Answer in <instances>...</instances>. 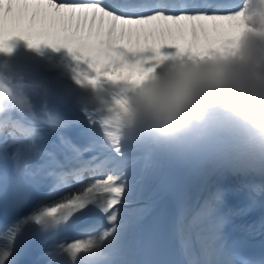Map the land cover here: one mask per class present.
Instances as JSON below:
<instances>
[{
    "label": "snow or ice",
    "instance_id": "obj_1",
    "mask_svg": "<svg viewBox=\"0 0 264 264\" xmlns=\"http://www.w3.org/2000/svg\"><path fill=\"white\" fill-rule=\"evenodd\" d=\"M242 5L243 0H0V52L11 54L20 41L37 52L65 49L75 62V83L99 88L127 66L147 74L169 58L199 62L227 55ZM31 102V113L0 115V264H19L37 240L43 264H173L151 258L159 233L142 223L149 211L143 202L170 163L199 176L201 152L161 143L114 145L93 107L82 112L89 128L99 126L101 134L86 132L89 142L81 147L65 131L77 120L52 116L46 100L39 119ZM132 151L143 153L139 178L130 172ZM251 171L264 176V162ZM247 188V206L227 215L220 212V188L194 213L181 209L175 235L184 259L178 264H234L237 253L224 227L231 215L250 212L258 195L264 196V184ZM247 229L264 230V221ZM239 264L264 260L241 258Z\"/></svg>",
    "mask_w": 264,
    "mask_h": 264
},
{
    "label": "clouds",
    "instance_id": "obj_2",
    "mask_svg": "<svg viewBox=\"0 0 264 264\" xmlns=\"http://www.w3.org/2000/svg\"><path fill=\"white\" fill-rule=\"evenodd\" d=\"M235 44L227 55L161 61L150 73L127 66L94 88L93 110L114 145L161 143L199 150L216 132L218 116L237 121L264 149V0H243ZM3 53V52H0ZM30 96L0 72V115L32 112Z\"/></svg>",
    "mask_w": 264,
    "mask_h": 264
},
{
    "label": "bare ground",
    "instance_id": "obj_3",
    "mask_svg": "<svg viewBox=\"0 0 264 264\" xmlns=\"http://www.w3.org/2000/svg\"><path fill=\"white\" fill-rule=\"evenodd\" d=\"M188 39L190 40L191 37L189 36ZM184 44L185 42L181 41V45L183 46ZM65 56H67L68 59ZM74 66H75V62L68 55L67 52H65V54L64 53L61 54L51 48H44L40 52H37L34 49H29L23 41L17 43L15 50L11 54L0 53V72L4 73L9 77L14 78L18 82L22 80L23 84L24 82H27L25 86L29 84H33L34 85L32 87L33 89L31 91H28L27 94L30 96V98L34 96V98H31L34 102L42 104L44 103V100H48L50 101V103H54V104L60 103V105H58L56 109L58 112L57 117L64 116L68 118L69 112L67 114V111L68 110L74 111L72 109H76L77 107L75 103H80L81 105H86V107H88L87 104H85L84 102H87L88 99L93 100V93L91 92V90L81 88L79 85L75 83L72 73V67ZM31 86L32 85H30V87ZM37 87L40 88V90L36 89ZM55 89L57 91L61 90L62 94H58V96H56ZM63 95H66L69 98H71L70 99L71 101L62 100L63 98L61 99V97H63ZM55 100L56 102H54ZM78 115H80V118L77 121H79L80 123L78 125L76 124L77 127H75V125H72L71 127L65 129V131H67L69 136H71L73 133L74 134L77 133L78 131L81 132L80 130L86 127V126L83 127L84 125H82L81 114L79 113ZM95 130H99V129H95ZM221 132L227 133L228 138H225L222 141H220L218 139V136L217 138L215 136L213 137L212 141L209 144L204 145V150L207 149L208 151L209 149L210 152H212V154L213 152L220 153L224 150L223 156L225 155L224 156L225 159L227 158L226 163L227 164L229 163V165H231L232 168L239 166H246L251 162H253L252 164H255L257 162H264V149L256 148L251 152L249 150H247L246 152L241 150L244 149L241 146L242 144L241 142L243 140L248 139L249 134L248 136H246L245 134L242 136V134L239 131H230L229 128L226 127H222V129H218V131H216L215 134ZM231 137H233V140L230 139ZM235 137L237 138L235 139ZM238 141L241 144H239ZM73 142L78 143L75 141ZM199 151L203 153L202 149ZM88 155L91 154H85V158H88ZM215 157H217V155ZM204 159H205V155H204ZM228 159L230 160V162H227ZM213 160H214V156H213ZM217 161H213V163ZM213 163L212 165H206V166L205 164H203L204 167L202 166V168L200 169L199 176L197 174H195L194 176L193 171L188 167L180 166L178 164L177 165L173 164L175 166H173L171 170L168 169L170 170L168 171L169 173L164 171L167 173L165 179L163 178L162 180V177H164V175H162V177L161 176L159 177L160 179L157 178L158 181L156 182L152 181L151 184L149 185V189L147 193L148 199L145 200L147 201V204L145 206L149 208V211L146 214L142 223L145 225V223L147 222V225L145 226H153L158 229L159 234L154 247L158 245L159 252L157 255H155V257H153V259L171 262V260L170 261L168 260L169 254L167 252V247L171 244H169L168 240L164 237V231H165L164 221L166 219V215L171 209H174L175 213L177 214V212L180 213L182 206L190 210L192 206L196 204V202L202 197V195L200 197V193L203 191L206 184L210 181L212 182L211 179H214L216 177V173L213 170L215 169ZM134 165L136 166V164ZM167 166L171 167V163L170 165H166L165 167ZM132 168H130L131 173L133 174L137 173L136 169L134 170ZM247 170L248 168L244 169V171ZM210 173L213 174L210 175ZM249 174H252L256 178H258V174L253 173L252 171H249ZM201 176L206 177L207 179L202 180L200 178ZM191 181H193L192 184L190 185L191 192L188 193L187 188L189 184L187 185V183H190ZM238 182H239V186L235 190L236 192L232 191L231 194L234 197V199H232L233 201L232 203L235 204L236 207L232 208L230 206L231 199L230 200L228 199V201L223 202V204L221 205L222 206V210H220L221 214L227 215V212L230 211L234 212L235 210L239 211L241 208L247 206L249 202L248 200L249 194H248L247 186L250 185L251 183L246 182L244 185L242 181L239 180ZM208 190L209 192L208 194L206 193L207 194L206 197L209 196L211 187H209ZM185 191L187 194L185 193ZM181 197H185V198L182 199ZM257 201L258 202L256 206L250 212L240 215H231L229 219L230 222H233L235 224L237 229L244 228L243 230H247L253 235L262 236L264 235V230L256 229L249 231L247 229L248 226L254 223L258 224L260 221H264V206H261V202H264V196L258 195ZM174 245L176 246L177 253L172 252V254L174 257L177 258V263H173V264H178V262L182 261L184 257L181 252L180 244L177 237ZM44 258L45 256L43 255V247L41 246L40 241L37 240L34 241L29 246V249L26 251V253L20 257L19 264L42 263ZM240 259L241 257L238 255L233 257L234 264H239Z\"/></svg>",
    "mask_w": 264,
    "mask_h": 264
},
{
    "label": "rangeland",
    "instance_id": "obj_4",
    "mask_svg": "<svg viewBox=\"0 0 264 264\" xmlns=\"http://www.w3.org/2000/svg\"><path fill=\"white\" fill-rule=\"evenodd\" d=\"M65 52H67L65 49H61L60 51H59V53H64L65 54ZM67 55V54H66ZM67 59H68V57L67 56H65ZM64 57V58H65ZM86 67V66H85ZM26 83L27 82H24V90L26 91V92H28V91H31L33 88V84H29V85H27V86H25L26 85ZM30 85H32L31 87H30ZM36 89H38V90H40V88H36ZM56 90V89H55ZM56 92V96H58V94H62L61 93V90H56L55 91ZM58 92H60V93H58ZM31 98H34V96L33 97H31ZM63 98V99H62ZM65 98V99H64ZM61 99L62 100H69V101H71L70 99L71 98H69L68 96H66V95H63V97H61ZM47 101V110H48V112L52 115V116H54V117H57V106L58 105H60V103H56V104H54V103H50V101H48V100H46ZM34 102V101H33ZM54 102H56V100L54 101ZM83 102H84V100H83ZM85 104H87V106L88 107H93L94 105L92 104V100H90V99H88L87 100V102H84ZM34 104H35V111H36V114H37V117L39 118V119H42L43 118V115H42V109H43V106H44V103H37V102H34ZM76 104V109H72V110H74V111H67V114H68V112H69V116H68V118H70L71 117V119L73 118V119H76V117H77V119L76 120H78L79 118H80V115H78L79 113L81 114V117H82V125H84L83 127H85L84 129H82V130H80L81 132H77V133H73L70 137H71V139H73V141H75V142H78V143H76V144H79V142H80V144H79V146H84L85 144H87L88 142H89V137H88V135H86V132H91L93 135H95V136H99L100 134H101V129L99 128V126H96V127H94V128H89V125H88V122H87V120H86V117L84 116V114H83V112H82V108H85L86 107V105H81L80 103H75ZM80 106H79V105ZM77 109H78V111H77ZM72 113V114H71ZM71 114V115H70ZM66 115V114H65ZM72 116H74V117H72ZM64 117V116H63ZM27 119H29V120H31L32 118H29V117H27ZM230 120V121H229ZM37 122H39V120H37ZM79 122V121H78ZM80 123V122H79ZM79 123H77V125L79 124ZM77 125L75 124V127H77ZM213 126H214V128L216 129V131H218V129H222V127H226V128H229V130L230 131H239L241 134H242V136L245 134L246 136H248V131L243 127V125H241L240 123H238L237 121H235V120H232V119H230V118H228V117H224V116H218V117H216L215 118V120L213 121ZM89 129H88V128ZM88 129V130H87ZM95 129H99V130H95ZM92 130H93V132H92ZM79 133V134H78ZM96 133V134H95ZM234 133V132H233ZM66 134L69 136V134L67 133V131H66ZM99 134V135H98ZM86 135V136H85ZM74 136H75V138H74ZM87 138H85V137ZM216 136V138H217V136H218V139L220 140V141H222L223 139H225V138H228V134L227 133H218V134H215L214 135V137ZM76 137H77V139H76ZM237 137H235V139H236ZM52 140H55V137H52L51 138ZM231 140H233V137H231L230 138ZM79 140V141H78ZM84 140H85V142H84ZM87 142V143H86ZM82 143V144H81ZM84 143V144H83ZM238 143H239V141H238ZM242 143V144H241ZM241 143H239V144H241V146H242V148H244V149H241V150H243L244 152H246L247 150H249L250 152L252 151V150H254V149H256V148H258L256 145H254L252 142H251V140H250V138L248 137V139H246V140H243ZM203 150L202 152L204 153H201L202 155H203V157H204V155H205V159H204V164H205V166L206 165H212V163H213V161H217V162H214L213 163V165H214V167H215V169H213L214 171H215V173H216V177L214 178V179H211L212 180V182L210 181V182H208L207 184H206V186H207V188H206V186H205V188L203 189V191L200 193V197H201V195H202V197L199 199V197H198V201H200L199 202V204H198V201L196 202V204L195 205H193L192 206V208L190 209L191 211V213H194L193 212V210L196 208L195 206H197V204H198V208H199V206L202 204V202H203V200L205 199V198H207L206 197V195L208 194V192H209V190H208V188L209 187H211V190H210V193L215 189V188H220L222 191H223V193H224V196H223V202H226V201H228V199L230 200L231 199V202H230V206L233 208H235L236 206H235V204H233L232 203V199H234V197L231 195L232 194V191H235L236 189H237V187L239 186V180L240 181H242V183L245 185V183L246 182H250L251 184H257V185H260V184H264L263 182H264V176H261V175H259L258 174V178H256L255 176H253L252 174H249V171H251V166L253 165L252 163L253 162H251V163H249V164H247L246 166H239V167H235V168H232V166L231 165H229V163L227 164L226 163V159H225V155L223 156V151L222 152H218V153H216V152H213V154H212V152H210V150L208 149V151H207V149L206 150H204V146H202L199 150ZM242 151V152H243ZM209 152V153H208ZM216 153V154H215ZM206 154H207V156H206ZM209 154H210V156H209ZM215 154V155H214ZM217 155V157H215ZM90 155H88V157H89ZM208 156H209V158H208ZM212 156V157H211ZM213 156H214V160H213ZM141 157V158H140ZM216 158H217V160H216ZM225 160V161H223V160ZM128 160H129V162H130V168H132V169H136V171H137V173H132L133 175H135L137 178H139L141 175H142V171H143V163H144V161H143V153L142 152H139V151H132V152H129V155H128ZM210 160V161H209ZM213 160V161H212ZM227 162H230V160L228 159V161ZM139 163V164H138ZM134 164H136V166L134 165ZM138 164V165H137ZM173 164H175V165H177L176 163H171V167L170 166H167V167H165V169H163V172H162V174L160 175L161 177H162V175H164V177H162V180H163V178L165 179V177H166V174L167 173H169L168 171H170L172 168H173V166H175V165H173ZM168 165H170V164H168ZM226 165V166H225ZM134 166H135V168H134ZM202 166H203V164L200 166V169L202 168ZM204 167V166H203ZM214 167H212V168H214ZM227 167V168H226ZM167 168V169H166ZM248 168V170L247 171H244V169H247ZM168 169H170V170H168ZM164 171H166V172H164ZM130 172H131V170H130ZM248 172V173H247ZM233 173H234V175H233ZM195 174L196 173H194L193 172V175L195 176ZM238 174H239V176H238ZM257 174V173H256ZM139 175V176H138ZM159 176V177H160ZM238 176V177H237ZM158 177V178H159ZM237 178H238V180H237ZM160 179V178H159ZM192 180H193V178H192ZM155 182L156 181H158V179H155L154 180ZM192 182L193 181H191L190 183H187V185H188V188H187V192L188 193H190L191 192V189H190V185L192 184ZM214 188V189H213ZM231 188H233V189H231ZM206 190H208V191H206ZM230 190H231V192H230ZM236 192V191H235ZM185 193H186V191H185ZM184 193V194H185ZM202 193H204V194H202ZM207 193V194H206ZM187 194V193H186ZM210 195V194H209ZM205 196V197H204ZM230 196V197H229ZM186 197V196H185ZM185 197H181L182 199L183 198H185ZM233 197V198H232ZM204 198V199H203ZM181 203V202H180ZM143 204L144 205H146L147 204V201H144L143 202ZM223 204V203H222ZM221 204V205H222ZM229 206V205H228ZM182 208H184L183 206H182ZM198 208H197V210H198ZM220 210H222V206L220 207ZM234 212H236V210L234 211ZM178 212H177V218H178ZM228 214H229V212H228ZM177 221V220H176ZM62 235H66V234H62Z\"/></svg>",
    "mask_w": 264,
    "mask_h": 264
},
{
    "label": "water",
    "instance_id": "obj_5",
    "mask_svg": "<svg viewBox=\"0 0 264 264\" xmlns=\"http://www.w3.org/2000/svg\"><path fill=\"white\" fill-rule=\"evenodd\" d=\"M174 212L171 213L170 216V221L168 222V226H167V231L165 233L166 237L169 239V241L172 243L170 251H173V241H174V234H173V229H174ZM172 257V255H171Z\"/></svg>",
    "mask_w": 264,
    "mask_h": 264
},
{
    "label": "trees",
    "instance_id": "obj_6",
    "mask_svg": "<svg viewBox=\"0 0 264 264\" xmlns=\"http://www.w3.org/2000/svg\"><path fill=\"white\" fill-rule=\"evenodd\" d=\"M230 121V120H229Z\"/></svg>",
    "mask_w": 264,
    "mask_h": 264
}]
</instances>
